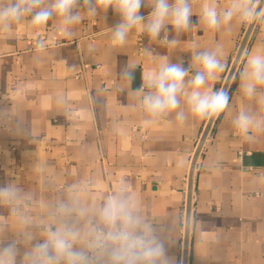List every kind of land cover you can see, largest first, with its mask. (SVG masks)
Returning a JSON list of instances; mask_svg holds the SVG:
<instances>
[{
  "label": "crops",
  "instance_id": "1",
  "mask_svg": "<svg viewBox=\"0 0 264 264\" xmlns=\"http://www.w3.org/2000/svg\"><path fill=\"white\" fill-rule=\"evenodd\" d=\"M191 3V29L177 37L168 26L169 39L180 40L175 47L159 43L164 32L152 41L136 29L114 46L121 18L111 8L89 16L81 5L83 18L68 26L54 15L44 26L29 16L0 27V188L18 192L11 202L0 199V248L15 241L16 264H27L25 253L49 231L66 227L78 232L73 247L90 264H112L111 245L89 244L95 231H108L100 213L117 194L151 228L167 264H182L188 175L207 119L193 117L183 98L176 110L183 122L176 112L153 118L136 90L160 63L188 68L193 51L218 48L226 69L206 87L220 89L247 26L234 17L210 29L200 20L204 5L222 14L232 0ZM150 11L142 6L141 15ZM257 53L264 55L260 21L198 160L189 264H264V85L248 97L239 78L247 55ZM240 113L252 118L247 132L234 123Z\"/></svg>",
  "mask_w": 264,
  "mask_h": 264
},
{
  "label": "clouds",
  "instance_id": "2",
  "mask_svg": "<svg viewBox=\"0 0 264 264\" xmlns=\"http://www.w3.org/2000/svg\"><path fill=\"white\" fill-rule=\"evenodd\" d=\"M81 5L89 16L109 8L120 16V22L112 31L114 46H122L128 34L136 29L147 34L152 41H157L161 32H164L159 43L164 47H175L180 40L169 39L168 26H172L177 37L193 26L191 0H50V3L46 0H6L0 3V27L10 28L11 23H19L29 16L31 25L44 26L54 15L60 17L65 26L72 25L83 18L77 10ZM142 6L151 9L147 16L141 15ZM234 17L245 24L257 21L264 23V8L256 0H232L230 7L221 14L215 4H206L200 20L210 29H219L222 24L229 25ZM65 34L70 36L71 32L66 28ZM40 47H43L42 43ZM193 66L196 71L191 75L190 68ZM131 67L135 68L136 65ZM225 69L226 64L219 58V48L213 51L197 50L193 51L188 68L183 66V61L172 63L167 60L160 63L142 77L143 84L136 91L143 94L140 103L153 118L176 112V119L183 122L186 119L184 111H176L183 98L193 117L210 120L229 107V94L223 88L206 87L210 80H215ZM124 75L129 83L135 79L131 71ZM239 78L243 94L253 96L257 86L264 85V55L248 54ZM145 89L149 91L145 92ZM251 119L247 114L240 113L234 123L247 132ZM17 198L15 188H0V199L11 202ZM61 210L69 211L66 208ZM100 218L109 230L95 231L89 248L103 249L111 245L112 264H157L161 259L167 264L163 245L153 235L151 228L133 214L127 201L119 194L109 197ZM77 237L78 232L67 227L63 231H49L45 243L36 244L25 253L27 264H90L86 253L73 247ZM16 256L15 241L0 248V264H16Z\"/></svg>",
  "mask_w": 264,
  "mask_h": 264
},
{
  "label": "water",
  "instance_id": "3",
  "mask_svg": "<svg viewBox=\"0 0 264 264\" xmlns=\"http://www.w3.org/2000/svg\"><path fill=\"white\" fill-rule=\"evenodd\" d=\"M257 4L260 5L261 8H263L264 0H258ZM256 23L247 24L246 26V29L240 40L235 56L231 62L228 73L221 86V88H223L226 92H228L229 87L232 83V80L236 74L237 68L242 59L244 51L250 41V38L252 36ZM215 120H216V117H213L210 120L207 119V122L198 140V143H197V146L194 151L191 164H190V170H189V175H188L187 200H186V208H185V220H184L182 264H189V258H190V241H191L192 213H193L194 184H195L196 168H197L199 157L202 153V150L208 139V136L212 130Z\"/></svg>",
  "mask_w": 264,
  "mask_h": 264
},
{
  "label": "built area",
  "instance_id": "4",
  "mask_svg": "<svg viewBox=\"0 0 264 264\" xmlns=\"http://www.w3.org/2000/svg\"><path fill=\"white\" fill-rule=\"evenodd\" d=\"M105 225V224H104ZM109 230V229H108ZM105 232H107V231H105Z\"/></svg>",
  "mask_w": 264,
  "mask_h": 264
}]
</instances>
